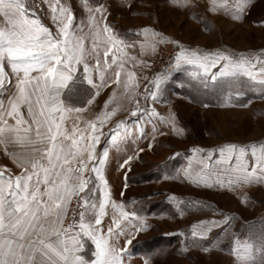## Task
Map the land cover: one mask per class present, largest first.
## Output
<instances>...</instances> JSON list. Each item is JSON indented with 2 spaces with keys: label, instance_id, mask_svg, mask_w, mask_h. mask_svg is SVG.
<instances>
[{
  "label": "rangeland",
  "instance_id": "rangeland-1",
  "mask_svg": "<svg viewBox=\"0 0 264 264\" xmlns=\"http://www.w3.org/2000/svg\"><path fill=\"white\" fill-rule=\"evenodd\" d=\"M39 1L45 18L48 8L42 0ZM87 1L93 8L104 4L103 8L111 12L109 23L120 27L126 39L131 37L142 41L131 51L134 54L131 58L135 60L132 72L142 79L134 101L135 110L139 104L137 116H132L131 112L113 113L101 129L104 134L100 139V158L105 159L101 167L108 192V203L99 225L101 234L107 236L105 232L116 217L111 203L120 189L124 210L138 217L137 221H132L131 229L123 227L124 234L114 235L109 240L110 244L120 249L124 237L131 231L135 235L127 246L126 256L123 255V264H145V261L148 264H240L231 253V248L235 241H255L264 228V183L230 188L225 175L223 187L214 185L209 188L185 178L183 170L191 166L193 174L200 172L202 155L225 144H255L259 149L264 144V98L259 95L258 86L239 89V95L237 91L221 85L203 89L196 78V73L203 74V70L187 64L176 68L175 58L181 50L199 53L224 51L234 55L264 53V19L261 18L264 15V0L249 3L245 8L247 10L237 19H233L235 10L230 15L214 19L203 12L176 7L172 0H134L135 6L130 11H126L125 7L133 3L131 0ZM74 4L82 16L76 19L72 34L83 41L84 59L90 67L89 74L94 83L100 85V76H103L104 84L111 80L112 74L102 69L97 73L92 67L102 49L95 40L96 29L89 26L85 1L74 0ZM1 23L2 17L0 26ZM128 27L142 30V36L130 33ZM144 29L148 32L145 33ZM156 33L165 41L160 42V36L154 35ZM123 64L122 68L129 67L126 62ZM218 70L217 67L210 71ZM76 75L70 86L74 93L69 102L74 106H84L94 88L85 84L79 72ZM165 75L167 78L157 88L153 81ZM209 83H213L210 78ZM108 93L105 104L117 106L118 90ZM109 100L111 102L107 103ZM133 100L127 101V109L132 110ZM205 103L208 107L203 106ZM245 104L247 107L243 106ZM151 112L156 115H150ZM77 114L72 124L67 121L63 124L69 135L74 125L85 129L81 117L87 115L83 112ZM173 118L175 127L182 132L173 131ZM117 124L121 125L118 129ZM112 129L118 133L115 141L112 140ZM105 149L108 150L107 157H104ZM193 149H202L203 153H194ZM129 157V164L118 169L119 164ZM218 158L217 151L213 161L208 163L215 167ZM250 162L249 149L245 163ZM122 173V176L125 175L123 181L120 178ZM91 179L92 199L97 202L100 195L95 174ZM112 182L115 185L108 186ZM78 199L73 197L70 205V208H75V212L70 213H75V218L65 219V226L73 221L77 225L79 223ZM224 216L232 218L229 224L212 227L206 239H197L193 243L191 232L194 225L199 227L202 222L221 221ZM139 222L146 224V230L135 233L133 223ZM75 230L79 231L78 227ZM87 244L81 253L85 257L91 247ZM204 248L208 251H203Z\"/></svg>",
  "mask_w": 264,
  "mask_h": 264
},
{
  "label": "snow or ice",
  "instance_id": "snow-or-ice-1",
  "mask_svg": "<svg viewBox=\"0 0 264 264\" xmlns=\"http://www.w3.org/2000/svg\"><path fill=\"white\" fill-rule=\"evenodd\" d=\"M184 2L187 5L189 0ZM42 3L46 4L50 18L56 25L55 34L38 17H29L26 0H0V17L4 21V26L0 27V91L5 90L6 81L9 80L5 62L16 81V91L9 94L7 103L0 100V145L7 148L10 144H21L26 149L22 154L12 153L17 166L23 169L20 175L13 178L0 171V264H123V252L135 235L129 234L124 248L117 249L109 240L114 235L124 234L118 220L114 219L113 224L120 229L119 233H114L113 227H109L108 235L105 236L98 227H94L101 225L108 203L107 181L101 167L105 159L97 157L96 146L104 134L101 129L105 120L113 113L105 111L96 120L87 122L84 130L74 125L71 135L63 129L67 113L85 111L83 107L66 108L61 101L63 90L77 77V66L84 62L83 80L96 89L97 94L104 86V77L100 76L102 83L97 85L89 74L83 41L71 32L74 14L70 8L60 0H42ZM246 6L247 0H241L235 8L233 19L239 18ZM84 7L89 14V26L95 27L97 35L103 22L102 31L110 45L104 51L105 64H115L120 59L119 66L122 67L125 62L123 57L127 55L125 47L128 45L113 33L106 22L103 6L93 8L85 0ZM96 13H100L99 20L96 19ZM143 31L147 33L148 29ZM154 35L160 36L158 33ZM164 41L165 38L160 36V42ZM110 53L111 61L107 59ZM175 60L176 68L187 64L203 70V74L196 73L199 86L203 89L221 85L237 91L258 86L259 95L264 98V53L234 55L224 51L199 53L181 50ZM217 67L218 72L210 71ZM93 71H102L99 60ZM115 75L114 82L119 83L121 72L117 71ZM166 78V75L158 77L153 83L159 88L161 81ZM134 80L135 73L128 72L125 89L131 97L136 95L131 87ZM146 91L150 92V89ZM93 99L89 98L87 104L91 105ZM203 106L208 107L206 103ZM243 106L247 107L246 104ZM22 108H26L27 118L22 114ZM136 108L131 112L134 117L137 116L139 104ZM150 115L156 114L151 112ZM9 119L15 123L10 124ZM171 122L173 131H183L175 127L174 118ZM120 126L117 124L116 129ZM116 129H112L113 141L118 135ZM249 149L251 162L245 163ZM217 151L219 158L215 160L214 167L208 162L213 161ZM193 152L203 153V150L193 149ZM107 155L108 150L105 149L104 157ZM175 155L179 156V153ZM130 160L131 157L120 167L128 165ZM199 162L200 172L193 174L191 166L183 170L185 178L192 179L197 185L223 187L225 175L230 188L264 183V144L259 149L255 144H225L204 153ZM93 173L100 182L101 199L98 204L92 199L94 191L89 187ZM81 193L84 195L81 196ZM73 197H79V223L77 225L73 221L65 226ZM112 207L121 209L120 217L123 220H138L136 215L122 210L123 204L113 203ZM72 211L75 212V209ZM231 219L224 216L221 221L202 222L199 227L194 225L191 232L193 243L197 239H206L212 227L227 225ZM77 227L79 231L75 230ZM133 227L135 233H139L146 230L147 226L139 222L133 223ZM81 237L89 238L95 245L92 254L95 259L87 260L81 255L84 252ZM203 251L208 249L204 248ZM231 253L240 264H264V228L251 243L235 241Z\"/></svg>",
  "mask_w": 264,
  "mask_h": 264
},
{
  "label": "crops",
  "instance_id": "crops-1",
  "mask_svg": "<svg viewBox=\"0 0 264 264\" xmlns=\"http://www.w3.org/2000/svg\"><path fill=\"white\" fill-rule=\"evenodd\" d=\"M131 1L133 3L132 4H128L125 7L126 11H130L131 8L133 6H135L134 5L135 1L134 0H131ZM53 2H55V0H53ZM60 2L62 4H64V5H66L68 8H70V10L74 14L73 26H72V29H71V32H72L73 29L75 28V25H76V21H77L76 19L77 18H81V16H82V15H80L81 11L76 8V5L74 4V0H60ZM240 2H241V0H189V3L186 5L184 0H175L174 4H175L176 7H180L182 9L183 8L184 9H191V10H193L195 12H198V13L199 12L200 13L201 12L206 13L207 17L216 19L219 16H227V15L232 14V12L235 10L236 6ZM252 2H258V0H247L246 8L248 7V4L252 3ZM26 3H27L28 8H29V17L30 18L38 17L41 20V22L46 27H48L50 31H52L55 34L56 33V25H55V23H53L51 18H49L50 17L49 9H47L48 10L47 11L48 15L44 18L42 16V4H40L39 0H26ZM87 3H89V2L87 1ZM102 6L104 7V4ZM110 13L111 12H110L109 9L108 10L105 9L104 15L106 17V22L111 26V28L113 30V33L119 39L123 40L126 45H128L127 47H125V53L127 55L124 56L123 59L126 62V66H129V67L122 68L124 66V64H123L122 67H120L119 66L120 65V59H118L115 64H110V65H106L105 64L104 51L108 47H110V45L106 42V37L104 36L103 31H102L103 22H101L99 35L96 34V38H95L96 43L98 45H100L101 48H102L101 51H100L99 58L97 60H99L100 69H102L104 72L107 71V72H110L112 74L111 80H109L108 82L104 83V86L99 89L98 94L95 91V89L93 90V94L91 95V97H94V99H93V102H92L91 105L87 104L88 99L91 98V97H88L86 99V102H85L84 106H74V105L70 104V102H69L70 100L69 99H70L71 95L74 93V92L71 91L72 87L70 88L72 82H70V85H69L68 88L63 90L62 95H61V101H62V103L64 104V106L66 108L83 107L85 109V111L83 113H84V115H87V117L86 116L85 117L84 116L81 117V119H82L81 123H84L85 128L87 127V122L96 120L97 116L102 115L106 111V109H105V105L106 104L105 103H106V100L109 98V94H110L108 92H111L114 89H117L118 92L120 93L119 94V100L116 103L117 106H112V105L108 106L107 105V109L111 108L110 110H108V112L120 115V113H126V112L130 113V112L134 111L135 110L134 101H136L138 90L140 89V87L142 85V79H140L139 77H136V80L133 81L132 86H131L134 89L135 93H136L135 97H131L129 92L126 91V89H125V84L127 82V73L133 71L132 67H133L134 64L132 62L135 61L134 58H131V56L134 57V54L131 51L133 49H136V47H138V44L141 43L142 41L139 38L133 39V38L129 37V38L126 39L124 37L123 32L121 31L120 27H115V26H113L112 24L109 23ZM128 17L129 18L131 17L130 13L128 14ZM261 18L264 19V15H262ZM96 19L97 20L100 19V13H96ZM131 22L132 21H130L129 23H131ZM2 26H4L3 18H2V23H1L0 27H2ZM130 28L131 27H128V29H130ZM125 30H127V29H125ZM129 32L133 33L134 35L142 36V30L137 31V29H133V30L130 29ZM124 46L125 45H121V47H124ZM107 59L109 61H111V53L109 54ZM97 60H95L93 62V64H92L93 69H95L97 67ZM83 66H84V62H81V64L77 66V69H78L77 73L79 72L81 74L82 78H83V75H84ZM4 67H5V72L8 73L9 80L6 81L7 87L5 88V90L0 91V100H4V102L7 103V99H8L9 94L10 93H14L16 91L15 87H14L16 81H15V78L12 77L11 70L8 67V65L6 64V62H5ZM117 71L121 72L120 82L119 83H115L114 82V81H116L115 73ZM83 81L85 82V84H87V82L85 80H83ZM64 95H65V97H64ZM130 98H131V100L134 99L133 100V104H132V106H133L132 110L126 108L127 101L128 102L131 101V100L129 101ZM109 102H111V101L110 100L107 101V103H109ZM21 112L25 116V118H27V110H26V108H22ZM74 115H78V114L76 112L67 113L64 123L67 121V123L72 124L73 121H75L74 118H73ZM9 123L10 124H14L15 121L9 119ZM89 131H90V129H89ZM101 142L102 141L100 140V143L96 146V155H97V157L101 156V152H102V149H100V145L102 144ZM25 151H26L25 147L22 146L21 144H10V145H8L7 148H5L3 145H0V171H4L6 176L11 175L13 178L15 176H17V175H20L23 172V169L19 168L17 166L16 160L14 159L12 153L22 154ZM118 169L121 170L120 164L118 166ZM93 174H91V176H93ZM123 174L124 173L120 174L121 181H123L122 180L123 177L125 178V175L122 176ZM96 182L98 183V189H99L98 192H99V195H100L98 201L96 202L98 204L100 199H101V191H100V182L98 180ZM114 185L115 184H113V182H112V183H109L108 186L113 187ZM41 187H43V186H41ZM80 195L83 196L84 194L81 193ZM121 195L122 194H121L120 189H119L116 197L112 198L114 202H112L111 205L113 203H115L117 205L123 204L122 201H121V198H120ZM70 205H69V209H70ZM122 210L125 211L124 208ZM79 211H80V209H79ZM120 211H121V209H119V208L115 209V216L116 217H114L111 220L112 221L110 223L111 225H109V227H113L114 233H119L120 232V229L116 228L115 225L113 224L114 219L119 221L121 228H123V227L130 228V225L132 223L131 220H128V221L123 220L120 217ZM92 219H93V225H94V217ZM94 227H98L99 228V226H95V225H94ZM105 234L108 235V231L107 230H106ZM130 234H132V231L130 232ZM128 236H129V234L122 239V243H121L120 249L124 248L125 241L128 238ZM81 239H82V242L84 243V245H86L87 243H89L91 245L90 250H89V255L88 254L86 255V257H88V260L95 259V257L92 255L93 252L95 251V245L87 237H81ZM123 255L126 256V252L125 251L123 252Z\"/></svg>",
  "mask_w": 264,
  "mask_h": 264
},
{
  "label": "built area",
  "instance_id": "built-area-1",
  "mask_svg": "<svg viewBox=\"0 0 264 264\" xmlns=\"http://www.w3.org/2000/svg\"><path fill=\"white\" fill-rule=\"evenodd\" d=\"M74 209H75V208H74ZM72 210H73V208L71 207L70 210H69V214H68V216L65 218L66 220L69 219V217H70L71 219H74V218H75V217H74L75 213L70 215V213L73 212Z\"/></svg>",
  "mask_w": 264,
  "mask_h": 264
},
{
  "label": "trees",
  "instance_id": "trees-1",
  "mask_svg": "<svg viewBox=\"0 0 264 264\" xmlns=\"http://www.w3.org/2000/svg\"><path fill=\"white\" fill-rule=\"evenodd\" d=\"M85 246H88V244H86ZM89 250H90V248H89Z\"/></svg>",
  "mask_w": 264,
  "mask_h": 264
}]
</instances>
